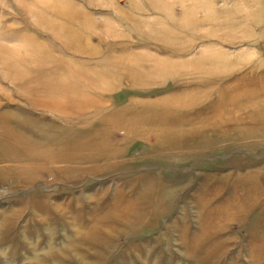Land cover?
<instances>
[{
  "label": "rangeland",
  "instance_id": "rangeland-1",
  "mask_svg": "<svg viewBox=\"0 0 264 264\" xmlns=\"http://www.w3.org/2000/svg\"><path fill=\"white\" fill-rule=\"evenodd\" d=\"M0 264H264V0H0Z\"/></svg>",
  "mask_w": 264,
  "mask_h": 264
},
{
  "label": "bare ground",
  "instance_id": "bare-ground-1",
  "mask_svg": "<svg viewBox=\"0 0 264 264\" xmlns=\"http://www.w3.org/2000/svg\"><path fill=\"white\" fill-rule=\"evenodd\" d=\"M237 198V200H238V209H239V206L240 205H242L245 201H246V197L244 196V194H242V195H238V197H236ZM216 212V213H215ZM215 213V214H214ZM223 213H221V211L220 210H214L213 212H212V215H211V218L212 219H214V217L215 218H220V219H225V216L223 215ZM222 216V217H221ZM211 218H209V219H211ZM214 226V225H213Z\"/></svg>",
  "mask_w": 264,
  "mask_h": 264
}]
</instances>
